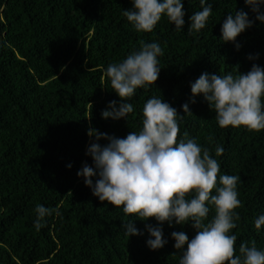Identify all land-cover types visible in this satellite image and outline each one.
<instances>
[{
  "label": "trees",
  "instance_id": "trees-1",
  "mask_svg": "<svg viewBox=\"0 0 264 264\" xmlns=\"http://www.w3.org/2000/svg\"><path fill=\"white\" fill-rule=\"evenodd\" d=\"M208 3L206 27L188 34L199 0H183L181 31L162 16L151 32L139 33L122 14L130 0H0V264H178L181 252L170 234L183 231L190 240V225L163 224L167 243L149 250L145 224L156 222L134 220L143 235L126 236L122 225L132 217L100 202L76 175L92 163L85 154L92 142L87 130L121 138L138 131L141 109L153 96L181 116L177 140L187 133L218 160V176L240 177L239 218L231 231L236 254L241 243L264 248V226L254 227L264 213V130L220 128L202 96L190 102V84L202 73L236 75L253 64L264 67V24L255 21L241 33L237 50L220 41L221 24L235 11L253 14L244 0ZM151 42L163 50L154 86L127 100L134 111L126 121L102 119L109 102H119L104 69ZM185 103L191 114L181 110ZM38 204L53 209L39 231L33 226ZM213 215L211 209L208 219Z\"/></svg>",
  "mask_w": 264,
  "mask_h": 264
},
{
  "label": "clouds",
  "instance_id": "clouds-1",
  "mask_svg": "<svg viewBox=\"0 0 264 264\" xmlns=\"http://www.w3.org/2000/svg\"><path fill=\"white\" fill-rule=\"evenodd\" d=\"M131 8L122 14L136 32H151L162 16L167 18L176 31L185 24L183 0H130ZM253 14L239 10L229 13L221 24L220 41L233 43L239 50L236 38L253 27L255 21L264 24V0H244ZM200 11L190 17L188 34L199 33L208 23L212 4L199 0ZM163 50L156 42L144 44L138 51L130 52L120 62L110 63L104 69L112 92L119 102L111 101L101 112L102 119L120 120L133 113L128 103L137 89L154 86L161 68L158 57ZM248 59H254L249 56ZM191 99L202 96L220 128L243 127L248 131L264 130V67L253 64L249 71L236 75L202 73L190 84ZM189 113V104L181 105ZM177 109L162 97H150L141 109L138 131H129L124 137H115L87 130L91 143L86 155L91 166L84 164L76 175L91 194L100 202H107L123 214L132 217L122 225L128 237L143 235L134 226V220H154L155 226L145 224L149 250L162 248L164 238L162 225L188 224L195 230L189 240L183 231H173L174 249L181 252L178 264H264V248L258 249L241 243L236 254L237 236L231 234L239 216L235 209L240 206L237 185L238 175L220 174V165L207 148H202L194 138L180 132ZM106 141L105 144L99 141ZM223 148L217 146L215 156ZM71 167V165H68ZM214 193V194H213ZM214 209L209 220L208 214ZM34 228L45 226V218L53 209L43 205L34 208ZM59 215V211L56 210ZM264 226V213L254 221L256 230Z\"/></svg>",
  "mask_w": 264,
  "mask_h": 264
}]
</instances>
